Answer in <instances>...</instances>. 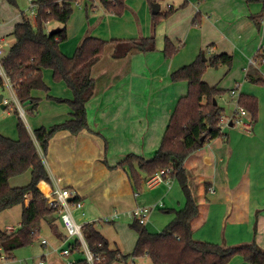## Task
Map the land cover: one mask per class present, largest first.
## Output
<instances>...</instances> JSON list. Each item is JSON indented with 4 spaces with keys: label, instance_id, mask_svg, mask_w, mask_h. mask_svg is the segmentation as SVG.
<instances>
[{
    "label": "crops",
    "instance_id": "0c3cea01",
    "mask_svg": "<svg viewBox=\"0 0 264 264\" xmlns=\"http://www.w3.org/2000/svg\"><path fill=\"white\" fill-rule=\"evenodd\" d=\"M182 1H168L165 8L160 3V12L165 13ZM24 3L25 0H17V6L11 8L5 0H0L3 54L14 41L11 34L16 24L27 12V5L25 9L21 7ZM126 3L122 15L106 12L98 2L87 4L83 1L74 8L67 24L68 39L60 45L62 51L72 56L88 32L108 44L90 70L97 84L96 94L86 103L88 128L78 133L59 130L51 138L45 154L40 149L51 182L42 180L38 187L45 197L56 186L69 188L72 198L78 197L83 203L82 208H73L76 221L81 225L95 223L111 248H119L124 255L130 254L138 240V232L128 227L124 218H132L138 206H160L162 201H158L164 195L173 204L175 179L149 186L146 174L141 172L142 190L137 191L128 168L116 164L128 153L151 158L159 148L179 98L188 92V82H174L171 73L193 62L202 51H207V58L227 53L233 57L232 66L210 67L203 80L228 92L238 84V95L256 96L258 119L251 124L249 114L239 116L246 125H236L234 105L237 97L231 95L234 105L231 112H224V135L208 141L184 161L199 204L198 216L190 226L196 240L229 246L256 241L264 249V85L246 78V71L252 64L264 75V61L256 64L255 60L259 50L264 52V15L261 25L251 18V14L263 10V3L256 0H188L185 7L163 18L156 26L148 0H126ZM197 14L201 15L199 25L193 24ZM61 26L52 21L46 28L50 31ZM153 33L157 49L144 53L126 54L123 41L112 42ZM166 37L178 47L171 58H166L163 52ZM43 75L49 91H33V96L39 99L36 113L25 110L24 115L17 114L14 109L19 108L13 103L2 107L0 132L5 136L18 138L19 117L32 134L41 126L51 127L72 117L68 100L73 99V91L65 82L54 80L51 69H44ZM5 84L11 96L2 95L11 99L15 90L7 82ZM31 178L30 169L11 177L10 185H27ZM42 183L48 192L41 188ZM206 183L210 184L209 191H206ZM32 199V193L26 194L25 205L28 206ZM23 208V204H18L0 212V229L20 228ZM75 240L69 237L57 211L42 220L41 233L34 242L18 248V255L13 256L16 260L3 258L0 264H29L31 261L39 264L42 259L44 264H67L84 254L73 249ZM66 248L71 250L69 255L62 252ZM75 253L79 256L73 255ZM145 257L129 259L128 264L153 263L150 257ZM228 264L250 263L235 256Z\"/></svg>",
    "mask_w": 264,
    "mask_h": 264
},
{
    "label": "trees",
    "instance_id": "16d2710c",
    "mask_svg": "<svg viewBox=\"0 0 264 264\" xmlns=\"http://www.w3.org/2000/svg\"><path fill=\"white\" fill-rule=\"evenodd\" d=\"M17 6L16 0H7ZM83 1L88 4L100 3L106 12L122 15L127 7L126 0H33L34 19L23 14L22 21L16 24L11 36L14 38L9 51L2 57L1 66L5 76L12 84L17 100L27 113H36L38 98L33 96L34 90L49 91L43 70L51 69L56 81H63L73 91L74 97L68 100L72 107V117L51 127L41 126L29 131L26 122L19 117L18 138L13 139L0 132V212L12 206L23 204L22 222L17 230L0 229V262L13 257L14 251L34 242L41 233L42 220L57 212L58 208L48 203L47 198L38 187L40 181L51 182L40 149L45 154L51 138L59 130L78 133L88 128L86 103L96 94L97 81L91 76V67L103 54L108 41L95 37L89 32L79 42L72 56L66 55L61 43L68 39L67 24L74 8ZM150 4L161 0H148ZM263 3L264 0H256ZM188 4L183 0L177 7H169L164 12L153 14V25L173 14L177 9ZM88 7V5H87ZM264 8L251 18L261 25ZM58 21L62 26L48 31L46 26ZM201 23V15L197 14L193 24ZM123 41L128 52H148L157 49L156 36L139 37L131 40H112L113 43ZM178 47L169 38H165L163 52L171 58ZM202 51L193 62L174 70L171 79L174 82L187 81L188 92L181 96L170 117L162 142L151 158L136 153H128L116 166L127 167L131 182L137 191L142 190V174L149 178L162 168H171L172 176L178 180L185 196V205L180 209H166L174 212L175 217L162 231L152 232L137 219L130 226L138 232V240L130 254H123L119 248H111L109 240L98 229L95 223L82 225V233L88 248L94 254V264H128L129 259L150 257L154 264H228L235 256L242 257L250 264H264V249L256 242L237 245L200 241L193 237L191 221L198 216L199 204L195 188L189 181L184 161L194 152L202 148L208 141L223 136L222 122L225 108L219 103L220 96L226 90L210 85L203 80V75L210 67L220 65L232 66L233 57L227 53L213 54L206 60ZM256 64L264 61V52L255 55ZM246 78L256 84L264 85V75L257 65H250ZM5 85V77L0 71V85ZM217 100L215 103L214 100ZM239 107L247 110L251 116V124L258 119V98L251 94L238 95ZM14 104V103H13ZM9 104H5V106ZM31 105L30 108H26ZM20 114L17 108L14 109ZM237 110V108H236ZM237 114V111H235ZM31 169V181L24 186L13 187L10 178L23 174ZM41 188L48 192L42 183ZM210 184L206 183V191ZM32 193L33 199L25 205L26 194ZM79 200L78 197L73 201ZM59 212V211H58ZM256 228V223L254 225ZM73 249L84 252L80 239L76 238ZM82 252V253H83ZM3 257V258H2ZM67 264H91L85 253Z\"/></svg>",
    "mask_w": 264,
    "mask_h": 264
},
{
    "label": "built area",
    "instance_id": "2783aa9c",
    "mask_svg": "<svg viewBox=\"0 0 264 264\" xmlns=\"http://www.w3.org/2000/svg\"><path fill=\"white\" fill-rule=\"evenodd\" d=\"M33 2V0H31ZM3 55V50L0 48V56ZM1 57H0V71L5 77V82H7L10 86L12 84L8 80V78L5 76L2 66H1ZM13 87V86H12ZM14 89V88H13ZM238 84L231 90V94L233 96H236L238 99ZM14 103L19 108V111L21 115L25 114V109L23 106L20 105L19 101L16 98L15 91H13V97L6 98L3 96L2 101L0 104H11ZM236 108H237V114L234 118V122L238 125H246L242 118L239 116L247 115L248 112L245 108L239 107L238 103L236 101ZM173 179L172 176V169L171 168H162L156 171L153 175H151L147 179V183L149 186L156 185L160 182H170ZM73 193L69 188H64L60 186H56L50 190L48 194H46V198L48 200L49 204H52L58 208V211L61 215V219L67 229L69 237H74L80 239L82 243V247L84 250V253L89 260L91 264H94V254L90 251V249L87 246V243L84 239L83 233H82V225L79 224L73 214V208H82L83 203L80 200L73 201ZM160 206H163L161 203ZM154 206H138L133 210V215L135 219H137L139 222L146 224L149 220V217L151 215V209ZM116 215V214H115ZM43 243H46V240H43ZM63 254L69 255L71 250L70 248H66L63 251ZM39 264H44V260H40Z\"/></svg>",
    "mask_w": 264,
    "mask_h": 264
},
{
    "label": "rangeland",
    "instance_id": "374dc122",
    "mask_svg": "<svg viewBox=\"0 0 264 264\" xmlns=\"http://www.w3.org/2000/svg\"><path fill=\"white\" fill-rule=\"evenodd\" d=\"M6 2H7V4L11 7V8H15V6L14 5H12V4H10L7 0H5ZM26 1V3H24V4H21V7L23 8V9H25V7H26V5L28 6V9H27V12H25V14H27L30 18H33L34 16H35V10H34V7L32 6V2L30 1V0H25ZM168 1H171V2H175L176 3V1L177 0H161L160 1V3H161V5L163 6V8H165L166 7V4H167V2ZM16 2H17V0H16ZM20 2H23V0H20ZM18 9V8H17ZM53 23H56V24H59L60 22H58V21H53ZM53 28V27H52ZM4 44H6L7 45V42H5ZM9 51V49H7V51L2 55V56H0L1 58L2 57H4V55L7 53ZM6 85V84H5ZM4 84L3 85H0V94H5V95H10L11 96V93H10V90L5 86ZM231 91L230 92H228V91H226V93L224 94V95H222V96H220V98H219V102H220V104L222 105V106H224L225 107V111H227L226 113H229V112H231V109L233 110V105L234 104H232V101H231V99L230 98H232L231 97ZM229 101H231V103L229 102ZM229 103H230V105H229ZM236 108V106L234 105V109ZM3 111V109H2V107H1V105H0V112H2ZM236 125H238V124H236ZM238 126H242V125H238ZM175 184V186H174V189H173V191H172V193L174 192V190H175V192H176V194H175V197H174V201H172L173 202V204H171V200H168L167 198H166V196L164 195V196H162V197H160L161 198V200L160 201H158V202H161L162 201V203L163 204H165L163 207H161V206H156V207H153L152 209H151V215H150V217H149V220L147 221V223H146V226L148 227V230H150V231H152V232H159V231H162L163 229H164V227L171 221V219H173L174 217H175V214H174V212H172V213H170V212H167L166 211V209H169L170 207H177V209H179L180 207H183L184 205H185V202H186V199H185V196H184V194H183V191H182V189H181V186H180V184H179V182H178V180H175L174 181V183H173V185ZM179 200H181V203L179 204L178 203V201ZM157 202V203H158ZM175 203V204H174ZM152 206V205H151ZM133 215V214H132ZM168 216H169V220H168ZM124 220L127 222V224L129 225L128 227H130L132 230H134L131 226H130V224L131 223H133L134 221H135V217H134V215L132 216V218H129L128 219V217L125 219L124 218ZM135 232H136V230H134ZM37 242H39L38 240H37ZM20 249V248H19ZM19 249H17V250H15V253L13 254V256H15V255H18L17 254V252H18V250ZM73 255H78V253L76 254H73ZM79 256V255H78ZM82 256V255H81ZM3 258V257H2ZM73 258V257H72ZM145 258H149V257H145ZM18 260L20 259V257L18 256V258H17ZM11 260H16V258H14V257H12L11 258ZM8 261V260H7ZM10 261V260H9ZM5 262V261H4ZM34 262L35 261H31V262H29V264H34ZM15 264H18V262L17 263H15ZM114 264H119V262H115ZM151 264H153V263H151Z\"/></svg>",
    "mask_w": 264,
    "mask_h": 264
},
{
    "label": "water",
    "instance_id": "95a60500",
    "mask_svg": "<svg viewBox=\"0 0 264 264\" xmlns=\"http://www.w3.org/2000/svg\"><path fill=\"white\" fill-rule=\"evenodd\" d=\"M160 9H161L160 3H153L152 4V12H153V14H157L160 11ZM202 57H203L204 60L207 59L205 54H203ZM2 98H3V95L0 94V102L2 101ZM214 101H215V103H217L216 99ZM1 107L5 108V104H1Z\"/></svg>",
    "mask_w": 264,
    "mask_h": 264
}]
</instances>
